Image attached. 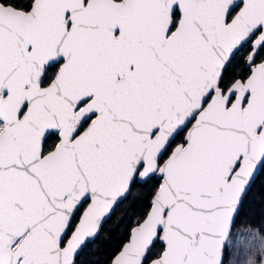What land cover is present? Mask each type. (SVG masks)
Returning a JSON list of instances; mask_svg holds the SVG:
<instances>
[{"label":"snow or ice","instance_id":"obj_1","mask_svg":"<svg viewBox=\"0 0 264 264\" xmlns=\"http://www.w3.org/2000/svg\"><path fill=\"white\" fill-rule=\"evenodd\" d=\"M0 264H264V0H0Z\"/></svg>","mask_w":264,"mask_h":264}]
</instances>
